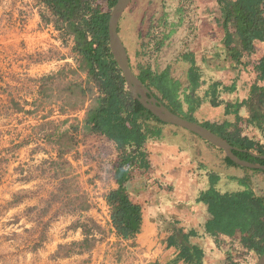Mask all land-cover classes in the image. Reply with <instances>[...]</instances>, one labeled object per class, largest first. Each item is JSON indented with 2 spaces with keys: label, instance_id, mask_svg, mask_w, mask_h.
<instances>
[{
  "label": "rangeland",
  "instance_id": "obj_1",
  "mask_svg": "<svg viewBox=\"0 0 264 264\" xmlns=\"http://www.w3.org/2000/svg\"><path fill=\"white\" fill-rule=\"evenodd\" d=\"M93 2L101 12L113 8L107 0ZM207 2L201 7L198 0H132L120 19L119 33L133 69L138 63L160 70L171 66L173 75L183 79L180 54L199 50L201 59L200 32L218 13L214 2ZM51 18L38 0H0V264H84L79 257H67L81 251L85 239L90 248L116 245L108 224L84 221L82 215L68 217L72 209L66 189L77 181L85 183L91 203L97 170L111 165L112 171L120 153L105 135L85 128L98 88L73 61L61 60L68 53L64 44L72 38L63 37ZM172 28L174 33L157 47ZM174 126L160 141L223 171L228 188L234 185L229 175L248 176L256 193L264 194L263 171L227 164L222 149ZM247 134L255 136L253 131ZM256 136L264 144L260 134ZM78 227L86 236L73 239ZM203 239L208 249H217L223 264H255L261 256L240 237Z\"/></svg>",
  "mask_w": 264,
  "mask_h": 264
},
{
  "label": "trees",
  "instance_id": "obj_2",
  "mask_svg": "<svg viewBox=\"0 0 264 264\" xmlns=\"http://www.w3.org/2000/svg\"><path fill=\"white\" fill-rule=\"evenodd\" d=\"M50 12L56 29L62 36L74 41L73 52L78 68L88 74L98 88L87 109L85 128L91 133L105 135L120 153L115 177L119 187L107 194L111 207V222L119 238L132 239L141 231L142 214L139 204L134 203L125 183L126 166L135 164L148 168L149 160L146 145L150 140L160 141L169 126L142 105L128 89L125 77L114 59L109 46L108 21L110 12H101L93 0H38ZM114 7L117 0H107ZM220 15L216 23L224 34L222 44L227 56L235 62L236 77L230 84L216 77L210 68L208 58L197 57L195 50L186 49L180 54L184 66V77L173 75L171 66L160 70L151 65L138 63L134 72L149 88L152 95L177 114L200 122L195 113L203 103L213 106L224 105L226 115H234V122H200L215 133L228 140L236 149L234 152L242 159L264 164V144L256 136L245 131H257L264 139V58L259 62L256 80L250 85L248 96L243 99L224 98L244 88L240 73L246 66L241 61V52L254 49L256 40L264 41V0H216ZM42 17H44L42 15ZM175 29L164 34L157 47H161ZM130 58V57H129ZM130 65H133L130 60ZM246 108L247 117L241 115ZM175 127V126H174ZM205 140V139H204ZM214 146V145H213ZM216 147V146H215ZM227 164H234L224 155ZM250 169V168H246ZM263 171L261 169H250ZM209 187L202 191L197 202L207 205L210 217L204 224L205 232L212 237L226 235L240 237L249 250L264 253V194H257L248 176L229 175L236 181L238 190H223L219 187L222 176L210 172ZM86 231V230H84ZM168 237V246H177L178 259L188 264H204V249L190 242L196 235L194 230L184 233L179 230ZM88 240L80 244L88 249ZM154 264H158L157 262Z\"/></svg>",
  "mask_w": 264,
  "mask_h": 264
},
{
  "label": "crops",
  "instance_id": "obj_3",
  "mask_svg": "<svg viewBox=\"0 0 264 264\" xmlns=\"http://www.w3.org/2000/svg\"><path fill=\"white\" fill-rule=\"evenodd\" d=\"M212 1L218 10V13L215 15L216 19V17L220 15V10L216 0ZM207 3V0H198V5H202L201 7H205ZM215 19L214 23L200 32L202 37V40L200 39V41H203L200 42L203 44L201 58L203 56L209 57L208 63L211 72L216 75V77L221 78L226 84H230L236 77V73L233 69L235 62L231 61L227 56V50L222 44L224 32L218 27ZM73 45V40L69 42V45L64 44L68 53H66L67 56L61 60L73 61V66L77 68L78 64L72 49ZM195 52L197 57H199V50H195ZM263 58L264 41L261 40H256L254 42V49L252 51L241 52V61L246 68L240 73L239 83L244 82L245 86L236 91L233 95H224L223 97H239L243 99L248 96L249 87L257 78L259 62ZM261 84H264V82ZM85 111L86 110H84L83 113ZM241 115L244 117L249 115L246 108L241 110ZM195 116L200 122H203L201 119H204L205 122L215 124L223 123L225 121L234 122L235 118L234 115L225 114L224 105L213 106L209 102L203 103L200 109L196 111ZM83 119L81 121H83ZM249 131L250 130H247L245 133H248ZM253 133L256 136L259 132L253 131ZM146 148L150 165L148 168L137 166L135 164L126 166V191L128 192L130 199L134 203L140 205L142 214L141 231L137 234L135 239H131L130 241H136L141 245L150 248L155 245L156 240L159 238L163 243V246L155 248V263L188 264L184 260L178 259L179 249L177 246H168L167 240L168 237L174 233H177L181 238V234L179 233L180 229H182L184 233L194 230L196 235L190 237V242L192 244H197L204 249V264H223V261L216 256L218 255L217 249H215V251H211L215 247H209L208 249L203 238L208 237L216 240L229 236L220 235L219 237H212L205 232L204 224L210 217V214L207 210V205L203 202H197V198L202 191L209 187L208 174L212 171L217 172L222 176V179L219 182V187L221 189L238 190L241 189V187L236 181L229 180L230 182H233L234 185L228 188L226 185L228 181H226V176L223 175V171L213 169L211 167L212 165L209 166L201 159L198 158V160L194 156L192 157L189 154V151L180 148L178 145L169 144L163 141L150 140L147 143ZM113 163L112 171L111 165L100 167L97 170L101 184V193L104 196L119 187L115 177L118 162L114 160ZM79 183L80 182L77 181L74 186H70L66 189L68 192H65L68 205L72 209L68 213V217L73 220L82 215L84 219L90 217L87 219L93 221L99 220L103 212L101 213L94 209L92 206L94 198H92L90 203L89 199H87L84 194L87 186L85 183H82L80 186ZM76 196L78 198H76ZM100 222L106 223L112 227V224H110L111 221L109 223L107 220H100ZM75 234V238L73 239L86 236L85 231L80 227L77 228ZM114 239H116V244L121 245L122 242L118 236L115 235ZM91 250L96 252V255L99 257L104 249L97 246L92 248L89 247L88 249L83 248L81 251L74 253V256H68L67 259L79 257L83 260L84 264H88V257Z\"/></svg>",
  "mask_w": 264,
  "mask_h": 264
},
{
  "label": "water",
  "instance_id": "obj_4",
  "mask_svg": "<svg viewBox=\"0 0 264 264\" xmlns=\"http://www.w3.org/2000/svg\"><path fill=\"white\" fill-rule=\"evenodd\" d=\"M131 1L132 0H117L110 12L108 33L111 52L126 79L128 89L132 95L160 120L171 125L185 128L199 135L212 145L222 149L225 155L236 164L246 168L264 170V164L242 159L234 152L236 148L230 144L228 140L224 139L202 123L189 120L171 110L167 105L152 95L149 88L138 78L130 65V58L126 46L119 33L120 19L129 7ZM255 264H264V253L259 257Z\"/></svg>",
  "mask_w": 264,
  "mask_h": 264
},
{
  "label": "built area",
  "instance_id": "obj_5",
  "mask_svg": "<svg viewBox=\"0 0 264 264\" xmlns=\"http://www.w3.org/2000/svg\"><path fill=\"white\" fill-rule=\"evenodd\" d=\"M91 186L95 194L92 206L98 212H103L101 218L95 222L100 223V220H107L110 223L111 207L108 204L107 195L104 196L101 193L100 180H96ZM84 221L89 222V219H84ZM110 224H112V222ZM111 230L112 232L110 233V236L114 238L116 234L113 226L111 227ZM120 240L123 245L121 243V245L116 244L112 247L106 248L100 253L99 257L96 255V252L91 250L88 257V264H154L156 261L154 256L155 248L163 246V243L159 238L156 240L155 245L150 248L141 245L136 241H130L131 239L120 238Z\"/></svg>",
  "mask_w": 264,
  "mask_h": 264
}]
</instances>
